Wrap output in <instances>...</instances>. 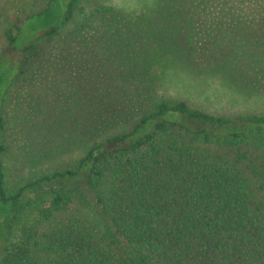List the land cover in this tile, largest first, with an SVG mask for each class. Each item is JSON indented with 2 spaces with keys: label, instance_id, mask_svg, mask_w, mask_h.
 <instances>
[{
  "label": "rangeland",
  "instance_id": "rangeland-1",
  "mask_svg": "<svg viewBox=\"0 0 264 264\" xmlns=\"http://www.w3.org/2000/svg\"><path fill=\"white\" fill-rule=\"evenodd\" d=\"M47 2L0 0L8 189L73 167L90 144L130 131L151 101H183L221 117L264 114V0H216L214 35L198 24L205 17L190 1L80 0L57 35L37 40L41 57L18 73L21 54H2L4 32L20 27L18 50L58 26L67 0L28 17ZM52 221H78L93 241L102 231L91 207L77 201Z\"/></svg>",
  "mask_w": 264,
  "mask_h": 264
},
{
  "label": "trees",
  "instance_id": "trees-1",
  "mask_svg": "<svg viewBox=\"0 0 264 264\" xmlns=\"http://www.w3.org/2000/svg\"><path fill=\"white\" fill-rule=\"evenodd\" d=\"M186 1L211 32L216 0ZM79 4L67 0L61 23L18 50L20 27L5 30L2 54H21L18 73ZM1 110L2 98L0 130ZM148 110L130 131L90 144L73 167L16 190L5 186L0 145V264H264V114L221 117L183 101ZM76 201L101 223L99 240L78 221L52 224Z\"/></svg>",
  "mask_w": 264,
  "mask_h": 264
}]
</instances>
